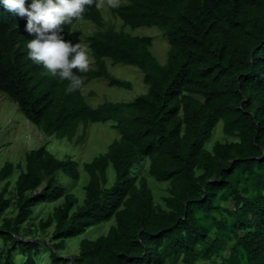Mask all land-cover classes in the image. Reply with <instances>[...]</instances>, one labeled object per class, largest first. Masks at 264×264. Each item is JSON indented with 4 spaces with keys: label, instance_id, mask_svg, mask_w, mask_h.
Returning <instances> with one entry per match:
<instances>
[{
    "label": "trees",
    "instance_id": "obj_1",
    "mask_svg": "<svg viewBox=\"0 0 264 264\" xmlns=\"http://www.w3.org/2000/svg\"><path fill=\"white\" fill-rule=\"evenodd\" d=\"M100 1L63 26L64 39L73 43L76 21L97 27L85 38L94 67L74 69L83 84L71 93L67 80L28 56L33 36L26 15L0 2V93L46 137L71 140L80 126L106 122L118 134L82 164L87 182L80 201L55 184L57 173L78 179L77 162L60 160L44 146L24 153L12 217H2L10 206L7 183L0 193V259L17 264L16 252L22 264H36L42 244L21 239L22 227L35 207L59 201L36 227L51 228L52 264H264V0H127L109 7L131 30L162 32L164 64L151 55L148 37L105 28ZM105 59L137 67L146 92L129 102L88 105L81 90L90 80L132 88L109 72ZM218 128L226 140L206 148ZM140 168L168 184L162 204ZM12 172L5 162L0 182ZM109 221L105 235L80 238ZM72 238L76 255H57Z\"/></svg>",
    "mask_w": 264,
    "mask_h": 264
},
{
    "label": "rangeland",
    "instance_id": "obj_2",
    "mask_svg": "<svg viewBox=\"0 0 264 264\" xmlns=\"http://www.w3.org/2000/svg\"><path fill=\"white\" fill-rule=\"evenodd\" d=\"M126 1L127 0H112V3H110V0L100 1L98 8L104 22V27H113L116 31H123L133 36L137 35L141 37H148L151 41L149 48L151 55L160 64H164L167 56L168 44L161 31L155 27H140L131 30V28L123 26L122 21L117 17H113V15L109 12V7L113 6V4L120 5ZM72 28L74 41H80L88 51L85 38L97 31L96 25L89 21L78 20L74 23ZM89 57L90 63L88 69H91L94 67V63L90 53ZM105 63L109 72L113 76L129 81L132 88L130 90H126L110 86L104 79L90 80L81 90L88 105L96 107L104 101L129 102L137 95L146 92L147 87L142 82V73L137 67L113 64L108 59H105ZM112 125V122L94 123L89 124L84 130L80 126L77 134H75L71 140H67L66 138L56 139L52 136L46 137L38 128L32 126L23 118L13 102H11L3 93H0V168L5 162H10L13 166L12 175L0 182V193L4 189V185L7 183L5 197L10 201V206L4 211L2 217H12L15 214V195L13 191L14 180L20 170L24 167V153L29 150L36 149L39 146H44L50 153L60 160L70 158L78 163V179L72 180L63 176L61 173H57L55 184L64 187V190L67 192L75 193L80 201L83 197L82 188L87 182V175L82 169V164L90 161L99 153L104 152L106 147L118 137V134L116 130L112 128ZM224 140H226V138L221 133L220 128H218L214 131L210 141L206 144V148L209 149L215 141ZM143 166H145V163ZM140 172L147 178L148 186L152 191L154 201L162 204L161 199L167 194L166 189L168 184L156 182L145 173V168H140ZM58 203L59 201L51 203L44 202L38 205L34 208L32 218L22 227V232L20 234L21 239L25 241L37 240L42 244L39 249V253L36 256V264H52L48 254V250H50V244L52 242V238L48 233L51 231V228L47 229L45 232H40L37 231L36 227L37 223L40 220L45 219L52 211L53 207ZM223 216L227 217V214L223 213ZM111 224L112 221L97 225L80 238L85 237L94 239L105 235ZM77 241L78 240L72 238L69 243L67 242L66 249L62 252L57 251V255L68 259L75 256L77 253ZM4 249L5 247L0 240V251H3ZM227 253L228 250L224 251L222 256L226 257ZM3 258L4 255L0 259V264H4ZM13 259L14 262H17V264L23 263V257L16 252L14 253ZM213 259L215 261H219V259L215 257H213ZM206 263V260H195V264ZM166 264L182 263L181 261L173 263L170 259H167Z\"/></svg>",
    "mask_w": 264,
    "mask_h": 264
},
{
    "label": "clouds",
    "instance_id": "obj_3",
    "mask_svg": "<svg viewBox=\"0 0 264 264\" xmlns=\"http://www.w3.org/2000/svg\"><path fill=\"white\" fill-rule=\"evenodd\" d=\"M0 2L8 10L26 15L25 28L33 36L26 45L30 59L42 64L48 74L67 80L66 92L79 89L83 80L74 69L87 71L89 53L80 41L73 43L64 39L63 26L71 24L74 19H82L87 6L94 0H30L27 7L25 0Z\"/></svg>",
    "mask_w": 264,
    "mask_h": 264
}]
</instances>
